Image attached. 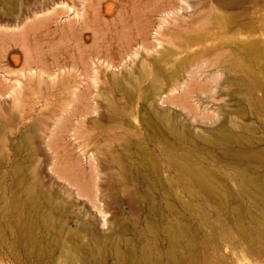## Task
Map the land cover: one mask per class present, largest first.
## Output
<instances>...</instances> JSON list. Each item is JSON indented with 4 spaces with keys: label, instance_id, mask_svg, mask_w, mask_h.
Masks as SVG:
<instances>
[{
    "label": "rangeland",
    "instance_id": "1",
    "mask_svg": "<svg viewBox=\"0 0 264 264\" xmlns=\"http://www.w3.org/2000/svg\"><path fill=\"white\" fill-rule=\"evenodd\" d=\"M29 5L0 19L42 21L31 69L0 34V264H264V0Z\"/></svg>",
    "mask_w": 264,
    "mask_h": 264
},
{
    "label": "bare ground",
    "instance_id": "2",
    "mask_svg": "<svg viewBox=\"0 0 264 264\" xmlns=\"http://www.w3.org/2000/svg\"><path fill=\"white\" fill-rule=\"evenodd\" d=\"M29 1L30 0H4L3 3V8H0V19H16L18 18L21 14H23L24 12H27L29 10ZM48 20L51 19L53 17L51 16H47L46 17ZM42 21H36V23H27L24 25V27L22 29H20L19 31H0V34L3 35V37H10L12 40V42L14 43V45H19L22 47V49L24 48V52L22 53L23 58H24V63L22 65V67H28L31 69L32 66V62L30 60L31 56L29 53V51L27 50V48L25 49L24 46H28L30 43V41L38 36H40L41 34V29H40V24ZM12 37H16V38H12ZM10 45V43H9ZM14 46H12L13 48ZM18 48V47H16ZM16 48H13L15 50H18ZM29 49V48H28ZM28 51V52H27ZM29 55V56H28ZM16 61H18V57H15ZM27 68V69H28ZM40 69H44V66H40ZM30 78V77H29ZM29 80V79H28ZM165 123L168 126V131L169 133H176L178 138L183 141L186 142L187 144H191V141H189V137L186 136L184 133H182L181 131H179L176 127V124L173 123L169 118H164ZM219 130H221V128H219L217 130L218 134H219ZM222 141V143H224V145H227L228 142H230V136L228 137L225 133H221L220 135H218ZM148 142L152 143L153 145H157V142H161V138H152V137H148ZM170 145V143L168 144ZM166 157L170 160L173 157L176 156L175 153H170V152H166L165 153ZM177 155L181 156L182 158H190V155L187 154V152L185 150H182V152L178 153ZM175 162H177L176 159L173 158V166L176 167V169L181 170L185 173H190L192 174L193 171L191 172L190 169L183 167L181 168L180 166L177 167L175 165ZM236 168V167H235ZM238 169V168H236ZM242 170H238V175L239 177H244V172H240ZM192 177L195 181L199 182L201 181L200 175L193 173Z\"/></svg>",
    "mask_w": 264,
    "mask_h": 264
}]
</instances>
